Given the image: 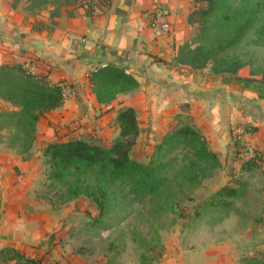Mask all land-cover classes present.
<instances>
[{
    "label": "crops",
    "instance_id": "0c3cea01",
    "mask_svg": "<svg viewBox=\"0 0 264 264\" xmlns=\"http://www.w3.org/2000/svg\"><path fill=\"white\" fill-rule=\"evenodd\" d=\"M101 3L95 15L67 7L58 14L42 11L32 17L21 4L13 7L10 0H0V66L33 60L37 77L71 90L62 106L36 122L35 139L25 154L28 158L22 159L18 145L0 140V250L10 247L34 258L28 246L45 241L38 224L43 221L37 211L30 217L25 214L28 205H38L34 189L43 149L68 131H74L71 136L106 133L111 104H124L112 111L114 120L119 109L133 108L138 126L139 118H156L185 105L188 113L184 115L194 118V126L218 158L230 156L239 143H245L261 154L264 171V83L244 89L209 69L194 71L175 62L179 47L190 42L193 32V25L187 23L189 0ZM156 8L165 13L171 26L167 34L151 23L150 14ZM36 21L47 28L34 29ZM99 63L123 68L136 79L138 88L117 96L110 105L98 104L87 75ZM10 106L0 100V114ZM245 125L252 129L250 133H244ZM17 216L25 220L20 230L13 225Z\"/></svg>",
    "mask_w": 264,
    "mask_h": 264
},
{
    "label": "rangeland",
    "instance_id": "374dc122",
    "mask_svg": "<svg viewBox=\"0 0 264 264\" xmlns=\"http://www.w3.org/2000/svg\"><path fill=\"white\" fill-rule=\"evenodd\" d=\"M82 1L44 0L45 6L35 13L55 14L67 7L82 8ZM189 2L190 13L195 5ZM19 4L23 11L29 6L25 2ZM195 33L193 25L188 41L193 40ZM262 41L257 42V37L251 35L233 51L246 64L238 75L253 74L257 79L264 75ZM122 105L111 104L106 133L71 136L74 131H68L57 141L82 139L109 147L118 137L112 111ZM7 108L5 111L14 109ZM181 113L183 116L188 113L185 105L174 106L156 118H139L140 132L129 151L130 158L147 164L161 139L178 125ZM0 120L3 122L0 129L5 132L0 134V140L5 138L10 146L16 145L17 130L7 126L6 117ZM190 121L196 125L192 116ZM236 148L230 156L219 158L217 168L209 169L203 164L196 165L190 151L180 147L170 155L176 161L160 194L138 201L129 195L127 188L116 186L114 208L101 220H97L96 206L86 197L69 200L67 185L50 184L48 167L40 158L34 189L38 205H28L25 215L39 213L38 218L43 221L42 225L38 223L39 230L45 241L28 247L41 264H239L243 258L264 260V171L262 165L241 171V163L254 148L245 143ZM190 169L194 175L188 172ZM235 181L246 185L247 196L229 200L225 207L209 204L215 192ZM24 221L17 216L13 225L20 230ZM21 254L29 257L27 251Z\"/></svg>",
    "mask_w": 264,
    "mask_h": 264
},
{
    "label": "trees",
    "instance_id": "16d2710c",
    "mask_svg": "<svg viewBox=\"0 0 264 264\" xmlns=\"http://www.w3.org/2000/svg\"><path fill=\"white\" fill-rule=\"evenodd\" d=\"M13 7L25 2V11L32 17L45 6L44 0H10ZM194 9L187 16V23L196 25L193 40L179 47L175 62L191 70L209 69L214 75L244 89L264 83L252 75L238 77V71L245 62L233 51L251 35L257 42L264 40V0H191ZM103 0H99L101 6ZM89 14L88 11H86ZM55 14H58L56 12ZM34 29L47 28L35 22ZM232 52V53H231ZM102 66L89 71L87 82L96 102L109 105L117 96L138 88L136 79L121 67L99 63ZM0 100L13 106V110L1 112L8 127L17 130L14 144L21 148L22 159L27 157L35 139L38 119L45 113L59 108L64 102L62 85H48L44 76H34L22 69L21 65L0 66ZM184 117V118H183ZM179 117L178 125L168 132L156 146L147 164L131 159L129 151L138 136L136 112L123 107L116 113L117 139L109 146L102 147L82 139H68L46 144L42 158L48 167V181L51 185H67L69 200L86 197L96 206L97 220L106 217L114 208L116 186L128 189L129 195L142 201L161 193L169 178L167 174L176 158L170 157L180 147L187 148L196 165L203 164L209 169L220 165L219 158L208 146L206 138L191 123L188 116ZM3 122L0 120V125ZM244 133L252 131L243 127ZM25 155V157L23 156ZM262 156L253 150L252 156L243 161V172L260 167ZM194 175L192 169L188 170ZM247 187L240 181L227 184L215 192L209 204L225 207L229 200L247 196ZM96 221V220H95ZM13 261L15 264H41L35 258L26 257L10 247L0 250V263ZM110 264V263H107ZM239 264H264V260L243 258Z\"/></svg>",
    "mask_w": 264,
    "mask_h": 264
},
{
    "label": "built area",
    "instance_id": "2783aa9c",
    "mask_svg": "<svg viewBox=\"0 0 264 264\" xmlns=\"http://www.w3.org/2000/svg\"><path fill=\"white\" fill-rule=\"evenodd\" d=\"M83 9L85 11H88L89 14L95 15L99 14L101 11L100 6L98 5L99 0H83ZM151 23L154 27L160 28L165 34L169 33L171 31V26L168 23L166 19V15L164 12H162L159 8L154 9L151 14ZM22 69H24L27 73L36 76L37 75V70H36V64L35 61L30 60L28 62H24L20 64ZM102 66L101 64H96L93 67V70ZM62 94L63 98L69 97L71 94V90L68 86L62 85ZM250 151V150H249ZM253 151L251 152L250 156H252Z\"/></svg>",
    "mask_w": 264,
    "mask_h": 264
}]
</instances>
